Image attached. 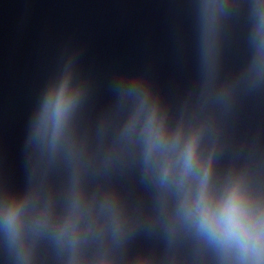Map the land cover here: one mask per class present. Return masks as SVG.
<instances>
[{
	"label": "water",
	"instance_id": "1",
	"mask_svg": "<svg viewBox=\"0 0 264 264\" xmlns=\"http://www.w3.org/2000/svg\"><path fill=\"white\" fill-rule=\"evenodd\" d=\"M262 10L264 0H0V218L6 202L25 204L24 257L0 227V264H216L122 134L114 83L137 75L172 126H204L214 184L243 174L264 190ZM70 52L82 92L53 144L36 124ZM74 204L69 242L60 232Z\"/></svg>",
	"mask_w": 264,
	"mask_h": 264
},
{
	"label": "clouds",
	"instance_id": "2",
	"mask_svg": "<svg viewBox=\"0 0 264 264\" xmlns=\"http://www.w3.org/2000/svg\"><path fill=\"white\" fill-rule=\"evenodd\" d=\"M260 15L256 71L264 72V10ZM75 63L76 53L70 52L67 63L47 86L37 120V137L49 139L53 144L63 135L82 92L80 86L72 85ZM114 89L126 106L122 134L141 146L146 171L166 193L174 195V221L195 232L213 253L216 264H264V190L255 188L243 174L214 184L211 156L204 158L201 152L204 126L194 125L187 130L183 123L172 126L151 87L141 77L120 76ZM24 211L23 201L12 200L5 203L0 218V227L21 258ZM78 222V206L74 204L73 213L61 227V238L73 242ZM45 226L46 218L38 216L33 227ZM114 227H119L115 220Z\"/></svg>",
	"mask_w": 264,
	"mask_h": 264
}]
</instances>
